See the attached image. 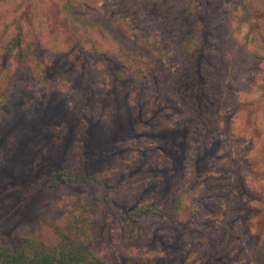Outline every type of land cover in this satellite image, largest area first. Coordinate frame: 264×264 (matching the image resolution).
Wrapping results in <instances>:
<instances>
[{
	"label": "rangeland",
	"instance_id": "rangeland-1",
	"mask_svg": "<svg viewBox=\"0 0 264 264\" xmlns=\"http://www.w3.org/2000/svg\"><path fill=\"white\" fill-rule=\"evenodd\" d=\"M104 3L96 0L97 10L92 12L80 1L74 7L81 13L77 18L90 22L104 19ZM108 3V14L133 11L114 0ZM189 3L209 20L211 44L205 61L215 65L220 59L219 67L228 76L222 88L230 109L235 105L240 111L247 109L264 83V0ZM246 3L259 11L252 18L261 25L255 32L259 40L239 20ZM62 8L59 0H0V244L29 253L57 248L59 238L53 227L67 218L79 228V224H90L85 236H77V231L71 234L92 252L86 255L90 263L200 264L222 232L236 234L232 243L238 248L233 251L236 260H207V264L259 262L252 252L256 234L264 233L263 212L251 220L252 233L248 236L228 211L221 224L208 232L201 221L213 217L202 210L204 219H190L193 233L182 227V217L183 221L175 224L140 212L150 203L160 208L172 203L177 192L190 193L195 181L202 180L206 156L215 151L214 142L194 139L190 133L185 136V129L191 125H185V115L164 88L135 73L148 63L146 55L151 47L147 44L153 45V39L156 45L165 42L162 26L145 19L141 9L134 6L140 12L136 23L125 25L130 20L126 19L114 26L118 42L104 39V35L99 38L84 25L78 27L79 42L71 37ZM131 24L143 25L146 44L129 33ZM19 30L24 45L29 44L34 51L36 62L31 55L26 60L36 67L28 66L14 53L2 68L3 48ZM86 35L98 50L105 49L106 55L116 57L118 76L112 81H104L109 63L95 57L92 43L84 41ZM87 63L92 67L87 68ZM131 99L133 103L137 100V107L147 104L144 125L132 123ZM161 106L164 112L158 113ZM258 124L261 130L239 117L234 120L232 134L241 137L235 141V136L228 139L222 134L219 138L220 147L233 149V169L244 176L245 137L255 132L263 136L264 120ZM58 171L99 176L104 188L93 181L61 183L48 178ZM233 179L230 174L227 181ZM175 182L180 183L175 185L176 193L171 189ZM248 203H243L241 211H247ZM118 212L126 217L135 213L134 225L121 223ZM197 231H205L213 239Z\"/></svg>",
	"mask_w": 264,
	"mask_h": 264
},
{
	"label": "trees",
	"instance_id": "trees-1",
	"mask_svg": "<svg viewBox=\"0 0 264 264\" xmlns=\"http://www.w3.org/2000/svg\"><path fill=\"white\" fill-rule=\"evenodd\" d=\"M59 1L63 4L62 10L66 13L65 19L68 26L71 27V37H74L75 40L79 39L77 36L79 25H84L85 30L89 28L88 30L95 31L99 38L104 35V39L118 42L115 35L117 31L114 26L121 24L122 21L126 22V19L130 20L124 23L125 25L136 23L140 12H143L145 19L150 20L151 18L153 22L160 24L165 42L162 46L156 45V39H153V45L151 42L147 44L151 47L149 55H146L148 63L145 62L144 66L137 68L135 73L148 77L164 88L176 107L185 115L188 122L185 125L192 126L185 129V136L190 133L194 139H204L208 143H215V151L211 152L208 157L206 156L208 161L201 175L202 180L195 181L196 183L190 193L186 191L176 193L178 191L176 186H179L180 183L175 182L172 186L169 183L172 191L177 194L176 199L161 208L152 203L147 204L140 212L142 214L152 213L165 222L175 224L183 221L180 220L182 217L185 219L182 227L187 230V233H193V228L190 227L192 217L204 219V212L211 214L213 220H206L208 219L206 218L201 221V224L208 228L209 232L213 227L221 224L228 211L233 215V222L240 224L241 232L245 236L251 234V220L261 212L264 213V135L261 136L256 132L254 135L246 134L248 137H245L244 143L247 149L245 161L247 175L245 176L242 172L233 169V165H235L232 163L233 149L231 150V147L228 146L227 148L220 147L218 144L222 134L227 135L228 139L235 136V141L241 137L239 134H232L234 120L239 117L244 118L247 125L254 122L255 127H259L258 130L262 129L258 123H262L264 120V113L261 112L264 109V83L259 86L258 94L255 99L251 100L250 106L246 105L247 109L244 108L240 111L238 105L230 109L229 103L225 99L227 95L223 94L225 90L222 88L228 76L219 67L220 59H217L218 62L216 61L215 65H208V62L205 61L211 44H209V20L204 12L189 3L190 0H114L116 3L127 5L129 8L132 7L133 11L119 10L120 12L116 13L114 10L110 14L107 10L111 5L108 3L109 0H105L104 11H106V15H104V19L99 18L93 22L85 17L77 18V15H81V13L76 11L74 7L82 1L86 8L95 12L97 10L96 0ZM193 1L196 3V0ZM134 6L139 7L141 11L139 12ZM258 13L259 11L254 6L246 3L243 6L242 15L239 17L241 22L248 25L256 40H259V37L255 32L260 31L261 25L259 22L253 21L252 18L258 16ZM142 26V24L138 26L131 24V28L128 27L129 33H135L137 40H142L146 44L145 36L147 33L144 32ZM86 37L87 39L84 41L92 43L95 57L100 60L104 59L105 62L109 63L107 74H104V81L107 78L112 81L118 76L117 70L114 69L116 57L112 53L106 55L105 49L98 50L95 46L96 43L90 40L89 36L86 35ZM81 40L79 39V42ZM24 43V35L22 30H19L3 48L1 53L2 68L14 53H17L18 57H21L28 66L36 67L33 62L30 65L26 60V56L31 55L33 61L36 62L34 51L31 50L29 44L24 45ZM261 57H264V54ZM86 65L87 68L92 67L89 63ZM126 79H128L127 76L124 77L125 81ZM225 86L227 87V85ZM229 88L228 91H230ZM137 94L140 92L137 91ZM136 104L137 100L134 103L132 99L130 100L132 123L144 125L143 119L147 117L145 108L147 104L143 103L139 107ZM163 112L164 106H161L158 113ZM230 174H233L234 179L228 182L227 179H229ZM48 178L61 183H76L82 180L93 181L100 187L104 186V181L99 176L89 175L85 172L71 174L66 171H58L52 172ZM258 181H260L259 185H257ZM243 191L247 194L248 200H245ZM245 202H249L247 211L246 209L241 211ZM81 213L83 214V211ZM235 214L237 215L235 216ZM117 215L121 217L119 220L121 223L122 221L129 222V226H133V223L136 222L135 213L128 217L123 216L120 212ZM55 224L53 232L59 238L57 248L34 250L29 253L12 251L8 246L0 244V264H103L101 260L88 262L86 255H92V252L85 248L83 241L72 238L71 234L75 231H77V236H85L87 227L90 228L89 223L79 224L81 225L79 228L78 224L76 227L67 218H62L61 225L58 222ZM197 233L210 241L213 239L205 231H197ZM236 237V234L233 233H220L219 239L210 245L212 251L204 253L200 264L218 260L221 262L236 260V254L233 251H237L238 248L232 247ZM255 240L257 241L252 255L260 260L255 264H264V233L258 231Z\"/></svg>",
	"mask_w": 264,
	"mask_h": 264
}]
</instances>
